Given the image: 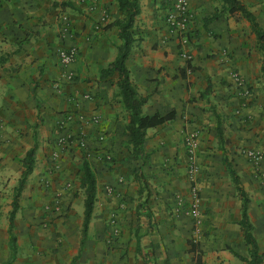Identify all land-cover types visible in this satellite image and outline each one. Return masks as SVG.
<instances>
[{"label": "crops", "instance_id": "obj_1", "mask_svg": "<svg viewBox=\"0 0 264 264\" xmlns=\"http://www.w3.org/2000/svg\"><path fill=\"white\" fill-rule=\"evenodd\" d=\"M172 1H138L133 34L140 41L125 66L138 96L146 99L141 113L172 110L174 119L147 129L143 155L134 159L126 148L127 120L117 76L99 79L119 43L116 28H104L118 17L114 2L0 0V264H193L191 223L179 212L184 203L175 208L178 200L187 199L183 137L191 132L197 134L194 179L204 212L203 237L192 242L201 264H245L249 259L237 225L240 200L225 164L248 199L258 264H264V95L254 36L247 22L226 12L221 0H187L191 19L187 45L181 47L177 33L165 23ZM238 1L264 31V0ZM216 10L219 16L206 21ZM64 16L73 33L61 29ZM71 47L76 57L62 68L56 52ZM180 52L189 55L188 62ZM231 74L252 95L238 96ZM77 112L84 114V124L63 118ZM214 115L220 121L221 144L216 142ZM63 133L66 145L57 150ZM32 146L33 168L12 222L11 254L10 202L21 159ZM249 151L261 154L257 166L245 159ZM105 155L110 162L101 161ZM84 160L94 170L96 193L79 248L84 198L79 168ZM134 172L146 178L149 195L140 214ZM205 183L209 192L203 194ZM111 214L119 231L113 238L107 234Z\"/></svg>", "mask_w": 264, "mask_h": 264}, {"label": "trees", "instance_id": "obj_2", "mask_svg": "<svg viewBox=\"0 0 264 264\" xmlns=\"http://www.w3.org/2000/svg\"><path fill=\"white\" fill-rule=\"evenodd\" d=\"M115 4L116 11L118 12V17L115 18L112 22L105 25L104 28L114 27L117 30V39L119 41L116 46V54L113 61H111L104 69L99 70V79H104L116 74L117 79L115 85L117 87L118 96L123 105V109L126 114V124L125 132L127 136L126 148L129 154L134 159L140 158L143 155L142 145L144 142L145 132L147 129L155 128L166 122H170L174 119V112L171 110L164 115L159 113H153L151 115H143L141 113V107L146 102L144 97L138 96L135 88L133 87L130 78L129 72L125 66V61L128 57V54L134 44L140 41V37H137L133 34L134 22L137 15L139 14V0H112ZM224 4L226 12L230 15L237 16L240 20H243L248 23L250 32L253 34L256 48L259 53V77L262 86V93L264 95V31L258 26L253 15L248 12L238 0H221ZM219 12V11H218ZM221 12V11H220ZM219 12V13H220ZM217 10L206 17V21L214 20L219 16ZM188 62V60H187ZM191 67L187 64V70H190ZM216 119L215 126V135L216 142L221 144L223 142L222 132L220 130V121L217 115H214ZM35 147L32 146L29 148L23 158L21 159V172L17 180L16 186L13 189L12 199L10 202V212L8 213V237H9V248L10 253H14V237L11 235L12 222L14 215L18 208V199L20 193L25 184V181L28 175L31 173L33 168V154ZM226 171L229 175V178L234 186L235 192L240 200L239 207V220L237 222L238 228L241 232L242 239L244 244L248 248V260L245 261V264H258L260 262V256L258 255V248L255 243V240L252 236V226L249 223L246 206L248 199L244 191L242 190L238 178L235 176L233 170L229 164H225ZM79 171L81 172V177L79 179V186L83 192V212H82V221L80 225V239H79V248L83 240L86 238V231L88 223L90 221L96 193V180L94 175V170L92 167L84 160L82 161ZM134 179L137 181L138 195L141 198V203L137 206L136 214H140L141 211L139 207H143L148 200V190L146 178L140 173L134 172ZM145 217L149 218V212L145 209ZM190 245V251L194 254L193 264H201V254L196 249V243L188 241ZM79 252V251H78Z\"/></svg>", "mask_w": 264, "mask_h": 264}, {"label": "built area", "instance_id": "obj_3", "mask_svg": "<svg viewBox=\"0 0 264 264\" xmlns=\"http://www.w3.org/2000/svg\"><path fill=\"white\" fill-rule=\"evenodd\" d=\"M190 15L188 13V8H187V0H173L171 3V7L169 9V11L166 13L165 15V23L168 27V30H170V32H175L178 35V40H179V45L182 47L187 45V33H188V24L190 22ZM57 57H58V62L59 65L64 68L67 65H69L76 57V50L74 48H68L66 50H58L57 52ZM180 57L184 60H189L190 57L186 52H180ZM64 73V77L67 80L71 79V74L68 72H63ZM231 78L233 79L234 83L236 84V86L241 90L242 94H246V89L243 86L242 81L239 79V77L237 76V74H231ZM63 118L65 119V121L67 122H77L79 124H84L85 123V119H84V114L82 113H73V114H66L65 116H63ZM90 122L95 123V120H91ZM64 129V127H63ZM64 135L59 137L57 139L56 145H57V150L61 149L62 147H64L66 145L67 142V136L66 133H63ZM197 145V134L196 132H191V133H187L185 134V136L183 137V147L185 152L188 154L189 158L186 162L187 164V173H188V177L191 181H193L194 179V175L197 171V168L194 164V160L192 158V155L194 153V150L196 148ZM78 146L83 147L84 143L82 141H80V139L78 138ZM53 151L51 153V157L55 160L56 158H58V152ZM246 156L247 158L250 160L251 164L253 166H257L259 161H260V155L257 152H253V151H249L246 152ZM193 192V190H192ZM190 210H191V216L192 218H194L195 221V227L196 229L198 228V211H197V207H196V200L192 199L191 203H190Z\"/></svg>", "mask_w": 264, "mask_h": 264}, {"label": "rangeland", "instance_id": "obj_4", "mask_svg": "<svg viewBox=\"0 0 264 264\" xmlns=\"http://www.w3.org/2000/svg\"><path fill=\"white\" fill-rule=\"evenodd\" d=\"M60 25H61V29L63 31L73 33L72 32V29H70V23H69L68 19L66 18V16H64V18L61 19ZM234 89L238 91V93H237L238 96H249V94L252 95L251 92H250V89L248 87L245 88L246 89V94H242L241 91L239 90V88L236 87V85H234ZM243 154H245V152L244 153H241V155H243ZM106 156L107 155H105V156H103V157L100 158L103 163H105V161H107V162H110L111 161V158H109L108 156H107V158H105ZM194 157H195V154L193 153V155H192L193 160H194ZM188 158H189L188 154L184 151L185 164H186ZM245 159L249 163H251L250 160L247 158V156L245 157ZM194 164H195L196 168L198 169L195 160H194ZM185 169H186L185 170L186 171L185 172V178H186V198L187 199H186V201H183L182 200V202H181V200H178L177 203H175V208L177 209V208L183 206V203H184V206L185 207L182 208L181 210L179 209L180 210L179 212H181L182 217L184 219H187L191 223L188 237H189V239L191 241L192 240H199V239H202V237H203V233L201 231L202 217L204 215V212L201 209V207H202L201 204H202V199H203L202 198V192H201L200 188H198V185H197L198 182H197L196 178L193 179V181H191L189 179L188 173H187V164L185 165ZM207 184L208 183H205V185L203 187V189H205V191L203 192V194H205L206 191L208 190V187L209 186ZM192 190H193V192H192ZM207 192H209V191H207ZM208 198H209V196H207V199ZM192 199H195L196 200V207H197V211H198V221H199V223H198V228L197 229L195 227V221L196 220H194V218H192V216H191V210H190V205L191 204L190 203H191ZM177 205H180V206H177ZM114 225H115L114 215L111 214L109 216V218H108V226H111L112 227L111 232H110V230L107 232V234L108 233L109 234L111 233L109 235V238H113V237L119 236V231H118L117 228L116 229L114 228Z\"/></svg>", "mask_w": 264, "mask_h": 264}]
</instances>
